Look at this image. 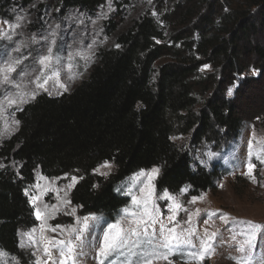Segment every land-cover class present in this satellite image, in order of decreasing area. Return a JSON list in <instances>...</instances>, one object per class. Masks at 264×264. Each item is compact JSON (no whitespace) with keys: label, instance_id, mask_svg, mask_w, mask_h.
<instances>
[{"label":"trees","instance_id":"obj_1","mask_svg":"<svg viewBox=\"0 0 264 264\" xmlns=\"http://www.w3.org/2000/svg\"><path fill=\"white\" fill-rule=\"evenodd\" d=\"M105 1L55 0L62 10L88 13ZM153 2L155 14L140 15L114 46L100 50L71 91L39 94L16 112V132L0 142V249L6 253L21 256L17 231L33 224L24 190L36 171L49 178L75 174L71 203L109 219L129 201L116 185L141 169L160 167L159 192L213 188L218 169H194L172 136L192 132L190 144L199 146L219 132L239 131L237 97L227 99L224 88L250 68L260 73L251 81H264V0ZM105 161L112 171L95 173Z\"/></svg>","mask_w":264,"mask_h":264},{"label":"rangeland","instance_id":"obj_2","mask_svg":"<svg viewBox=\"0 0 264 264\" xmlns=\"http://www.w3.org/2000/svg\"><path fill=\"white\" fill-rule=\"evenodd\" d=\"M153 9V0H106L104 5L93 13H88L82 8L62 10L55 0H33L27 5L15 1L3 4L0 1V31L3 32V36H0V67L11 61H20L16 71L11 74V83L0 84V142L16 132L18 128V124L15 123L16 112L33 100L28 96L29 93L35 92L36 96L39 94L55 96L71 91L88 76L97 62V53L114 46L116 36L140 15L148 11L155 14ZM109 23H116L117 27L110 28ZM13 25L19 26L13 27ZM53 32H55L54 44H52ZM49 46L54 48V55L59 57L56 68L59 77L49 79L45 86L47 90H44L37 88L35 83L37 76L41 75V66L37 60L40 55L47 54ZM207 70L209 67H202V71ZM259 74L258 70L250 68L239 75L233 84L224 88L227 99L237 97L238 113L243 119L237 133L224 135V132H219L217 139L212 142H202L199 146H191L192 132L172 136V140L177 145L187 150L194 169L203 167L210 170L216 167L220 173L213 188L205 192L190 195L189 186L182 187L187 188L184 193H181L182 188L177 193L168 191L176 198V202L186 209L177 212L176 221L179 222L177 231L194 229L196 233L191 237L196 249L186 250L185 255L174 253L169 257L172 264H186V262L197 264L187 252L198 250L200 241L206 240L213 232L218 234L215 251L210 258H206L200 264H234V260L242 257H251L250 264H264V234L254 242V247H247L244 252L237 251L246 239L241 233L247 230V226L238 223L239 221L250 220L264 225V81L255 83L250 80L257 78ZM245 77L250 80L246 84L245 81L243 82ZM230 89L231 95H229ZM21 98L27 102H21ZM8 99H15L17 102L9 105ZM209 154L215 155L209 159ZM249 163L255 164L251 176L246 174ZM112 169L113 166L111 170L100 168L99 172H94L110 173ZM135 173L116 185V192L127 197L129 201L113 219H109L104 214H83L72 203L67 205L61 203L65 198L66 186L71 183L75 174L49 178L36 171L33 182L25 188L29 195H25L24 190L33 215V224L19 229L16 234L21 256H14L0 249L3 253L0 255V264H36L37 257L41 260L47 259L44 256V247L49 239L74 240L75 237V233L69 236L67 231L61 232L56 226L60 225L66 229L72 225L79 229L82 225L77 221H82L84 217H96V219L89 220V228L84 233V243L77 248L79 255L76 264H98L96 252L104 231L108 224L121 219L124 216L122 209L131 204V195L124 193L129 188L133 193H139L141 185L133 180ZM36 185L40 187L37 188ZM164 191L159 192L155 187L153 200L159 209L160 218L166 225L171 226L167 218L171 214L169 207L172 202L159 198ZM70 192L68 191L66 197L68 200H70ZM31 195L41 197L37 202L39 207L43 208L45 204L57 205L59 211L54 212L46 220H37L29 199ZM201 195L202 200L189 203L194 196ZM72 208L76 209L75 214H72ZM197 210L200 212L199 216L195 215ZM190 213L193 214L192 222L188 224L185 221L189 219ZM210 213L216 215L211 216ZM223 214L227 215V224L219 218ZM205 220L208 221L207 224L204 223ZM127 224V219L122 220L123 226ZM41 225L44 227L42 228ZM52 228H56V231H52ZM25 233H30L31 238ZM159 251L163 253L165 250ZM51 254L58 264L60 258L58 250L52 248ZM127 256L128 250L125 249L123 255L119 252L115 253L105 264H125ZM129 259L134 261L135 257ZM154 264H167V262L158 259L154 260Z\"/></svg>","mask_w":264,"mask_h":264},{"label":"snow or ice","instance_id":"obj_3","mask_svg":"<svg viewBox=\"0 0 264 264\" xmlns=\"http://www.w3.org/2000/svg\"><path fill=\"white\" fill-rule=\"evenodd\" d=\"M19 25H13V27H18ZM0 36H3V32L0 31ZM53 41L55 43V32H53ZM46 40V38H44ZM119 47V45H117ZM19 51V49H16ZM59 62V57L54 55V48L49 46L47 48V54L40 55L37 63L40 67V76L36 78V86L40 89H46V85L52 77H59V72L56 71L57 63ZM20 64L19 60L11 61L6 63L3 67H0V84H10L11 83V74L16 71L17 66ZM208 65H204V68H207ZM42 80V82H41ZM231 89L229 90V95H231ZM28 96L31 99H35L36 93H29ZM17 101L15 99H8V104H15ZM21 102H27V100L21 98ZM19 123V121H15ZM251 146V141L249 142ZM215 154H209V159H211ZM100 168H106L111 170L112 165L105 161L94 171L99 172ZM248 173L247 175L252 174L255 164H247ZM160 167H153L150 170L141 169L138 173L133 175V180L137 181L141 187L139 188V193H133L131 188L125 192V195H131V204L130 206L122 209L124 216L121 219H118L115 223L108 224L107 229L104 231L103 238L101 240L100 246L96 252V259L98 264H105L111 256L115 253H120L123 255L125 249L128 250V256L125 257V264H154V260L163 259L167 264H172V261L169 259L174 253H179L180 255H185L186 250L196 249V244L193 243L191 237L195 236L194 229H185L178 232L177 228L179 227V222L176 221V215L179 210H184L182 205L176 202V198L171 196L167 190L164 191L163 195L159 197L160 199H166L172 202L169 207V212L171 213L168 216V221L171 223V226L166 225L159 216V209L155 206L153 195L155 192L154 181L157 176L160 174ZM101 175H108V172H102ZM146 178V179H141ZM41 179H44L41 177ZM78 177L73 176L71 183L66 186L67 191H64V199L61 203L64 205L70 204L71 201L66 199L68 191H71L72 187L75 186L78 181ZM39 188V185H36ZM93 187H96L95 185ZM63 191V189H61ZM121 191V189H117ZM187 191V188H182L181 193ZM25 195H29L28 190H25ZM30 203L33 205L35 210V216L37 220H46L54 212L59 211L57 205H47L45 204L43 208L37 205V202L41 199L38 195L29 196ZM203 196H194L189 203H194L197 200H202ZM76 209L72 208V214H75ZM192 215L189 214V219L185 223L191 224ZM196 216L200 215L199 210L195 213ZM209 215L215 216L216 213H210ZM225 224L228 223V218L226 214H223L219 217ZM96 217H84L77 222L82 226L77 229L72 225H69L66 229L60 225H57V228L61 229V232L67 231L69 236L75 233L74 240L69 239H49L48 243L44 247V256L47 259L41 260L40 257H37L36 264H57V261L53 259L51 250L56 248L59 252V261L58 264H76L78 258L77 248L82 246L84 243V233L89 228V220H95ZM127 219V226L122 225V220ZM205 224L208 223L207 220L204 221ZM238 223L244 224L247 226V230L242 235L246 236V239L243 243L240 244L237 251L244 252L247 247H254V242L264 234V225L255 223L253 221H239ZM43 228L44 225H41ZM52 231H56V228H52ZM35 229L32 230L34 232ZM207 233V229L205 230ZM26 236L31 238L30 233H25ZM217 233L213 232L211 235L207 236L206 240L200 241V247L196 251H188L187 255L191 257L193 261H196L197 264L203 262L206 258H210L215 251V244L217 241ZM235 238V237H233ZM75 241V242H74ZM23 246V245H21ZM164 249L165 251L161 253L159 250ZM0 255H3L0 252ZM35 255V253L33 254ZM130 257H135V260L129 259ZM251 257L240 258L234 260V264H250ZM187 264V262H186Z\"/></svg>","mask_w":264,"mask_h":264}]
</instances>
